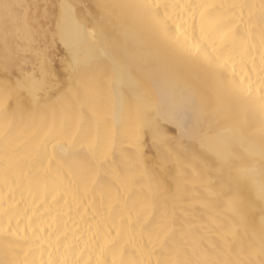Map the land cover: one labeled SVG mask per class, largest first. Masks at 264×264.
Returning a JSON list of instances; mask_svg holds the SVG:
<instances>
[{
	"label": "bare ground",
	"instance_id": "obj_1",
	"mask_svg": "<svg viewBox=\"0 0 264 264\" xmlns=\"http://www.w3.org/2000/svg\"><path fill=\"white\" fill-rule=\"evenodd\" d=\"M262 3L0 0V264H260Z\"/></svg>",
	"mask_w": 264,
	"mask_h": 264
},
{
	"label": "snow or ice",
	"instance_id": "obj_2",
	"mask_svg": "<svg viewBox=\"0 0 264 264\" xmlns=\"http://www.w3.org/2000/svg\"><path fill=\"white\" fill-rule=\"evenodd\" d=\"M62 8L68 9L70 6L65 4V5H61ZM3 8L5 11L8 12L10 5L8 3H4L3 4ZM261 9L262 11H264V3L261 4ZM262 61H264V55H262ZM94 73V76L99 78L103 75V70L101 68H96L94 70H92ZM259 198L262 202H264V185H261L260 191H259ZM261 223L262 225H264V217L261 218ZM103 251V249L101 250ZM260 254L261 256H264V242H262L261 244V249H260ZM57 264H81V261H79L78 259H72V260H61L59 262H57ZM85 264H87V262H85ZM96 264H102V262L99 260V258L96 261ZM113 264H115V261L113 262ZM145 264H151V261H146ZM156 264H190L189 261H182V260H178V259H166V260H157ZM200 264H208L207 261L204 262H200ZM237 264H240V262H237ZM249 264H251V262H249ZM260 264H264V259H262L260 261Z\"/></svg>",
	"mask_w": 264,
	"mask_h": 264
}]
</instances>
